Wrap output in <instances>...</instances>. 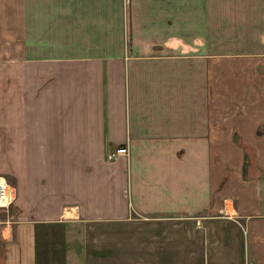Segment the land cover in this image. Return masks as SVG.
<instances>
[{
    "label": "crops",
    "instance_id": "0c3cea01",
    "mask_svg": "<svg viewBox=\"0 0 264 264\" xmlns=\"http://www.w3.org/2000/svg\"><path fill=\"white\" fill-rule=\"evenodd\" d=\"M0 163V264H264V0H0Z\"/></svg>",
    "mask_w": 264,
    "mask_h": 264
},
{
    "label": "rangeland",
    "instance_id": "374dc122",
    "mask_svg": "<svg viewBox=\"0 0 264 264\" xmlns=\"http://www.w3.org/2000/svg\"><path fill=\"white\" fill-rule=\"evenodd\" d=\"M4 146H7L6 142H4ZM0 176H2L8 184H10L4 174L0 173ZM16 215L18 214L13 209V203H9L7 205V208L5 209L0 208V225L3 223H6V221L9 223L10 222L13 223L16 220V218H14ZM130 215L138 217V215L134 212H130ZM56 227L57 228H53V226H47L44 228L43 232H39V243L40 244L38 245V247H41L42 249H46V250L59 249V264H62V261H63L62 250L67 248V246L65 245V242L67 241H65V236H64V231H63L64 226H62L63 227L62 229L59 226H56ZM138 227H141V226H138ZM132 233H135V231H133ZM47 260H52L51 263L55 262L53 261V258H50V257H47Z\"/></svg>",
    "mask_w": 264,
    "mask_h": 264
},
{
    "label": "built area",
    "instance_id": "2783aa9c",
    "mask_svg": "<svg viewBox=\"0 0 264 264\" xmlns=\"http://www.w3.org/2000/svg\"><path fill=\"white\" fill-rule=\"evenodd\" d=\"M126 152L125 146H117L113 151L106 155L107 158H112L116 154ZM15 196L14 188L8 184L6 180L0 176V208L5 209L7 205L12 202Z\"/></svg>",
    "mask_w": 264,
    "mask_h": 264
}]
</instances>
